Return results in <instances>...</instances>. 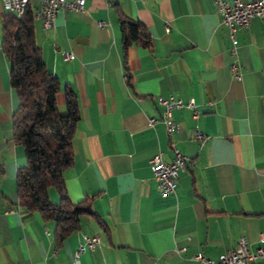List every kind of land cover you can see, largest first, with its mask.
Returning a JSON list of instances; mask_svg holds the SVG:
<instances>
[{"label": "crops", "instance_id": "crops-1", "mask_svg": "<svg viewBox=\"0 0 264 264\" xmlns=\"http://www.w3.org/2000/svg\"><path fill=\"white\" fill-rule=\"evenodd\" d=\"M29 5L35 12L39 0ZM116 5L151 37L149 47L132 44L126 62ZM7 12L0 1V264H72L83 234L94 233L101 242L81 253L79 264H197L196 252L216 259L242 236L252 249L264 247L260 19L238 29L234 42L214 0H86L81 11L60 9L50 28L34 18L46 66L60 80L59 109L65 111V84L79 102L66 190L74 202L92 197L99 217L83 216L81 228L57 244L54 222L18 201L16 176L26 155L14 140L19 98L2 49ZM170 95L193 98L200 111L194 120L189 108L174 109L179 128L172 133L158 103ZM150 117L160 122L150 126ZM196 125L203 140L195 136ZM174 148L193 164L180 171L176 195L164 196L150 159L161 152L171 161ZM48 194L59 201L54 187ZM176 247L185 249L177 254Z\"/></svg>", "mask_w": 264, "mask_h": 264}, {"label": "trees", "instance_id": "trees-1", "mask_svg": "<svg viewBox=\"0 0 264 264\" xmlns=\"http://www.w3.org/2000/svg\"><path fill=\"white\" fill-rule=\"evenodd\" d=\"M124 62L132 44L151 45L146 26L123 13L116 5ZM2 49L11 63L10 80L16 89L19 106L13 115L14 140L25 149L26 164L16 176L18 201L28 213L40 212L45 221L55 224L57 244L79 230L82 217L93 215L92 197L74 202L69 197L64 172L74 161L73 138L80 120L77 95L65 84V111L59 109V78L50 72L37 44L34 11L27 6L21 16L7 12L1 23ZM59 195L52 202L48 190Z\"/></svg>", "mask_w": 264, "mask_h": 264}, {"label": "built area", "instance_id": "built-area-1", "mask_svg": "<svg viewBox=\"0 0 264 264\" xmlns=\"http://www.w3.org/2000/svg\"><path fill=\"white\" fill-rule=\"evenodd\" d=\"M3 8L11 13L21 16L30 0H0ZM221 15L222 23L230 29L232 40L236 41V31L240 28L248 27L253 19H260L264 24V0H214ZM86 0H39V6L34 12V18L40 19L44 28L53 26L56 15L60 9L83 10ZM103 26L104 22H100ZM169 29V28H168ZM233 53L236 48L232 47ZM65 59H73L74 54L64 52ZM231 69L236 78H240L242 73L237 61L231 63ZM158 103L163 107V123L166 125L168 133H172L179 128V124L173 120V110L183 107L192 111V117L197 120L200 111L196 101L191 98L184 100L180 97L170 95L159 96ZM160 122L158 117H150V126H155ZM196 138L203 140L204 133L196 125ZM150 164L153 170L154 179L161 194L164 196L176 195L178 188V178L180 171H185L193 164L188 155L182 153L178 148H174V156L171 161H166L161 152L155 153ZM261 241H264L262 237ZM101 242L99 233L92 235L83 234V241L74 251L72 264H79V255L86 250H94ZM184 247H176L175 253L180 254ZM197 264H264V247L251 248L249 239L246 236L239 238L237 246L233 249L223 251L216 259L205 255L199 251L193 255Z\"/></svg>", "mask_w": 264, "mask_h": 264}]
</instances>
